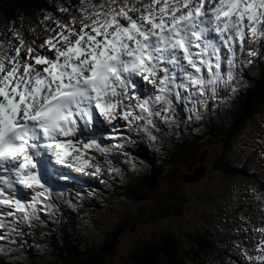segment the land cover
<instances>
[{
    "label": "snow or ice",
    "instance_id": "6c2138e0",
    "mask_svg": "<svg viewBox=\"0 0 264 264\" xmlns=\"http://www.w3.org/2000/svg\"><path fill=\"white\" fill-rule=\"evenodd\" d=\"M81 12L78 29L72 26L76 17L71 24L58 21L59 32L49 29L55 34L38 48L47 46L52 56L40 54L35 41L26 43L17 31L15 55L0 58V207L8 209L0 211V228L18 230L6 217L39 219L37 213L50 207L37 208L51 192L44 180L45 151L83 171L94 159L87 155L92 149L109 151L95 138L98 117L151 124L150 117L161 115L153 106L163 103L168 112L173 98H182L179 88L195 86L200 96H215L218 85L227 83L221 50L231 54V81L236 45L243 51L246 38L248 44L264 40V0H103ZM177 72L186 83H177ZM137 78L153 85L154 94L141 92ZM89 125L95 130L89 132ZM21 189L34 193L30 200L18 196ZM257 247L264 252V238ZM255 259L264 264V255Z\"/></svg>",
    "mask_w": 264,
    "mask_h": 264
},
{
    "label": "trees",
    "instance_id": "16d2710c",
    "mask_svg": "<svg viewBox=\"0 0 264 264\" xmlns=\"http://www.w3.org/2000/svg\"><path fill=\"white\" fill-rule=\"evenodd\" d=\"M101 2L103 0H96L94 4ZM87 6L82 5L81 0H0V17L10 22L14 32H20L25 42L30 43L28 37L31 39L33 37L32 41H34L39 36L46 35L49 29L53 28L52 24L57 25L58 21L66 24L73 17H76L79 21V18L83 15L81 8ZM61 8H66L68 11H61ZM46 16L51 18L45 19ZM256 67V70H252L255 74L254 81L247 90L243 91L238 98H233L230 94L227 95L228 93L224 95L226 103L219 105L221 114L212 117L206 116L197 131L193 130V126L198 125L192 112V105L188 106L186 102L184 108L178 105V111L169 115L168 120L158 118V122L152 124L150 129L148 124L147 131L140 128L138 134L136 133L138 137L136 141L140 139V143H147V148L145 149L144 146L139 147L137 151L131 153V158L135 162L134 171L130 167L127 168L123 177L124 180L120 185L119 198L136 202L142 201V198H140L142 189H139V186L145 188L148 185L151 187L156 185L159 180L164 179L170 165H173V157L176 160L180 159L179 156H182L183 150L187 151L189 147H191L193 155L195 153L193 148H197L204 140L217 138V136L221 138L224 145L221 155L218 156L219 160L213 162L214 168L229 177L245 179L250 184L257 185L256 175L258 176V174L256 171H262V169L259 168L255 171L254 166L251 167L249 162L241 160L236 162L231 155L235 137L241 132L244 125L258 126L255 123V117L260 114L261 109L264 107V62L256 65ZM185 117L190 120V124L183 129V125L187 123L184 120ZM172 119L177 121L174 125L170 122ZM263 124L264 122L258 126L262 131L264 130ZM218 131L221 134H218ZM164 135H167L169 141L153 146V142L158 143L157 138L159 139ZM259 136L261 138V135ZM152 137L156 138L152 139ZM260 138H255L258 146L254 149H259L260 145H263V142L259 141ZM167 143L170 144V148L165 149L164 145ZM162 147L166 150L165 152L159 151ZM248 147L245 146L247 149ZM259 151V153L264 154L261 149ZM186 158L188 157H182L181 161L185 159L188 162ZM184 163L181 162V165H185ZM135 168L138 171H135ZM142 176L143 178H141ZM260 177L262 178V175ZM234 200L239 206L238 200L236 198ZM235 202L233 201L234 204ZM229 210L235 216L237 213L244 215L252 212V210L246 212L244 209L241 211L238 207H234V209L229 207ZM64 211L63 228H52L47 234L38 236L37 238L43 241L40 243L32 240L31 234H27L26 237H29L30 240L24 242L21 247L18 246L10 250L1 247L0 255L2 257L9 253L11 256L8 258L14 257L15 260L9 262L6 261V258H2L0 264H19L20 260L27 261L30 264L70 262L105 264L107 256L112 255L116 249L120 233L114 234L108 241L88 244V242H85L82 233L87 229L83 217L77 210L73 212L65 207ZM73 213H75V216ZM220 237L216 229L205 227L193 232L187 245L180 246L179 241L168 234L166 237L153 239L144 244L139 253L132 258V261L133 264H219L224 255L217 248L216 240L221 239ZM15 240L21 241L19 237ZM43 243L44 249H41L40 244Z\"/></svg>",
    "mask_w": 264,
    "mask_h": 264
},
{
    "label": "rangeland",
    "instance_id": "374dc122",
    "mask_svg": "<svg viewBox=\"0 0 264 264\" xmlns=\"http://www.w3.org/2000/svg\"><path fill=\"white\" fill-rule=\"evenodd\" d=\"M95 1L85 0L84 4L88 5L89 2L95 3ZM14 34L10 22L0 17V38L7 36L13 40ZM2 42L0 48L4 51L9 47L4 41ZM252 83L253 80L247 78V84ZM201 106L204 107L206 104ZM259 122H264V107L255 117V123L258 126H260ZM258 126L244 125L235 137L231 153L233 160L249 162L251 167L254 166L255 171L264 168V154L259 153V149L264 152V130L262 131ZM217 133L219 134L220 131ZM259 135H261L263 145H260L259 149H254L258 146L255 137ZM223 145L224 142L217 137L204 140L197 148H193L195 151L193 155L191 147L187 148V151L183 150L182 156H179L180 159L176 160L173 157V165H170L164 179L159 180L152 187L139 186V189H142L140 192L142 201L121 199L119 198L121 191L117 189L118 192L114 190L105 192L102 200H98L99 206H93L90 202L84 206L79 205L80 214L87 226L86 231L82 232L85 242L88 244L105 242L119 232L120 238L116 249L112 255L107 256L105 264H133L132 258L139 253L144 244L153 239L166 237L168 234H171L175 240L179 241L178 244L183 246L188 244L190 235L201 228L212 227L214 229L217 225L221 226L230 222L235 229L243 228V222L238 224L233 222L235 215L229 210V207L233 209L238 207L234 199L236 198L239 203H252L251 205L258 213L259 210H264V195L257 186H251L247 180L229 177L214 168L213 162L219 160L218 156L222 153ZM245 145L249 146L248 149ZM139 146V144L132 145V149L136 151ZM144 148L147 147L144 145ZM164 148H170V144H165ZM159 151L165 152L166 150L162 147ZM184 156L188 157L186 158L188 162L185 159L181 161ZM121 158L125 159L126 163L129 160L127 155H122ZM180 161L185 162V165H181ZM108 167L106 164L98 171L99 177L104 180L103 185L106 186L112 184L113 181H120L118 178L113 179ZM130 169L134 171L133 167ZM197 170H200L201 176L192 178ZM135 171L138 170L135 168ZM112 189H116V186ZM91 202L97 201L94 199ZM37 208L44 207L38 205ZM43 214L45 218H48V212ZM241 218L243 221L246 220L245 216L241 215ZM17 229L19 230L18 227ZM2 233L4 232L0 230V235ZM12 247L17 248V243ZM40 247L44 249V244H40ZM20 264L30 263L23 261Z\"/></svg>",
    "mask_w": 264,
    "mask_h": 264
},
{
    "label": "water",
    "instance_id": "95a60500",
    "mask_svg": "<svg viewBox=\"0 0 264 264\" xmlns=\"http://www.w3.org/2000/svg\"><path fill=\"white\" fill-rule=\"evenodd\" d=\"M200 176H201V172H200V170H197V171L194 173V175H193L192 178H199Z\"/></svg>",
    "mask_w": 264,
    "mask_h": 264
},
{
    "label": "bare ground",
    "instance_id": "6f19581e",
    "mask_svg": "<svg viewBox=\"0 0 264 264\" xmlns=\"http://www.w3.org/2000/svg\"><path fill=\"white\" fill-rule=\"evenodd\" d=\"M218 137V136H217ZM94 159H92L93 161H95L96 160V157L95 156H92ZM183 164V163H182Z\"/></svg>",
    "mask_w": 264,
    "mask_h": 264
}]
</instances>
